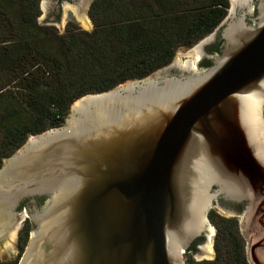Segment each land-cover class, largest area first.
I'll return each mask as SVG.
<instances>
[{"label":"water","instance_id":"1","mask_svg":"<svg viewBox=\"0 0 264 264\" xmlns=\"http://www.w3.org/2000/svg\"><path fill=\"white\" fill-rule=\"evenodd\" d=\"M80 1L64 3L60 23L71 8L92 30ZM49 3L41 0L44 11ZM253 8L230 0L217 27L225 46L209 68L196 58L180 67L206 39L146 77L82 96L62 125L5 158L0 260L18 257L17 225L28 216L34 226L18 264H190L196 238L207 235L212 250L210 211L224 195L249 202L248 257L264 262V0L250 24ZM34 196L44 204L20 217Z\"/></svg>","mask_w":264,"mask_h":264},{"label":"trees","instance_id":"2","mask_svg":"<svg viewBox=\"0 0 264 264\" xmlns=\"http://www.w3.org/2000/svg\"><path fill=\"white\" fill-rule=\"evenodd\" d=\"M173 1L96 0L94 30L72 25L59 35L55 27L39 24L41 0H0V168L30 135L62 125L82 96L170 63L179 46L216 27L230 3L189 0L184 7ZM222 222L216 258L192 264H248L234 220ZM30 232L29 225L23 250Z\"/></svg>","mask_w":264,"mask_h":264},{"label":"flooded vegetation","instance_id":"3","mask_svg":"<svg viewBox=\"0 0 264 264\" xmlns=\"http://www.w3.org/2000/svg\"><path fill=\"white\" fill-rule=\"evenodd\" d=\"M50 3L47 6L46 11L43 10V5L41 4V14L39 16V24L41 25H46V26H52L55 27L58 31L63 30L64 33L59 35H66L69 27L70 26H75V28L79 31H85V32H90L92 30H94L95 28V19L93 17L92 14V5L94 4V2L96 0H90L88 2V0H83V4H87V10H86V15L88 17L87 21L90 24V26L92 27V30H88L86 28V25H84L83 23H81L80 20H78L77 15L74 14L73 10L70 8L69 10V15L70 17L67 18V20L64 23H60L61 22V16H62V10H63V5L64 3H68L69 5L74 4V3H80L82 1L80 0H49ZM181 3H184L182 6H186L185 4H187V2L185 3L186 0H179ZM230 2V0H229ZM259 0H251V4L254 6V8L252 9V12H250V15H248V22L250 24H255L256 20L254 18H256V16L258 15L257 13V9L256 6L258 5ZM175 3V0L173 1V4ZM230 7V3L228 6V9ZM227 9V10H228ZM229 11V10H228ZM227 11V14H228ZM78 13V11H77ZM226 14V16H227ZM225 16V17H226ZM86 17V18H87ZM224 17V19H225ZM223 19V20H224ZM218 23V25L216 27H214L210 32L197 37L196 41L198 40L202 42L206 39H209L203 46L201 49V53H200V57L201 59L198 61V66H199V70H203L206 68H209L214 61V58H216L218 55H220L224 49L225 46V40L220 32V30H217V27L220 26V24L222 23V21ZM169 21L171 22V24L175 27L176 26V22L174 20V18L169 19ZM59 22V24H58ZM217 30V31H216ZM201 44V43H200ZM196 53V52H195ZM45 197V196H34V197H30L25 199V201L22 203V206L20 207V217L22 216L21 214H23V208H28L29 210H32V208L35 206V204H37L38 206H40L41 203L44 202V200L42 201L41 199ZM220 199L218 200V202H220V207L218 208V210L213 209L210 211V220H211V229L209 231H207L208 234H211V236H215L213 238V245H212V250L208 251L206 249V247L203 244V241L205 240L207 235L204 236H200L198 238H196L191 246L189 247V249L186 252V258L187 260H189V263H193V261L195 262H203V261H207V260H213L216 258L217 256V245H216V241H217V236L220 232L221 227L224 225L222 221L224 220H234V224L236 226V231L238 233V235L242 238L243 240V245H244V252L246 254V259L248 264H252L251 261L249 260L248 257V247H247V241L246 238L244 237L243 234V230H242V219H243V215L245 213V210L247 208V206L249 205L248 201H234V200H230L228 198H226L224 195H220ZM44 199V198H43ZM46 199V197H45ZM217 202V203H218ZM22 211V212H21ZM227 214H230V216H228ZM27 219H23L22 223H23V232L20 233V237L23 236L27 226L30 225V227L34 226L31 223L29 224L28 222H26ZM203 254H213L214 258L212 259H205V260H199L197 261L198 258H200L201 255ZM8 261H12V260H0V263L3 262H8ZM260 262V261H258ZM260 264H264V262H260Z\"/></svg>","mask_w":264,"mask_h":264},{"label":"rangeland","instance_id":"4","mask_svg":"<svg viewBox=\"0 0 264 264\" xmlns=\"http://www.w3.org/2000/svg\"><path fill=\"white\" fill-rule=\"evenodd\" d=\"M187 2L189 1V0H186ZM92 29V28H91ZM58 31V30H57ZM58 33H60V34H63L64 33V31H58ZM203 40V39H202ZM201 40V41H202ZM201 41H197V42H195V43H193V44H191V45H181V46H179L178 47V49H177V52L176 53H182V54H185V53H187L189 50H191V49H193L197 44H199ZM193 56L194 57H192V56H181V58H182V63L180 64V67H183L184 66V61L186 60V59H193V60H195V58H196V61H199L200 60V56H198L197 55V53H193ZM175 57H176V54H175ZM175 57L173 58V60H171V62L172 61H174V59H175ZM170 62V63H171ZM170 63H168V64H170ZM167 64V65H168ZM167 65H165V66H167ZM165 66H163V67H165ZM198 69H199V66H198ZM130 79H132V78H130ZM129 80V79H128ZM218 206H217V202H216V199L215 200H213V206H212V208H211V210H213V209H216V210H218ZM228 216H230L229 214H227ZM27 219V221L26 222H28L29 224L31 223V221H30V218L28 217V216H25L24 217V219ZM23 221V220H22ZM22 221L17 225L18 227H20V226H22L18 231H17V243H16V254L18 255V257L17 258H15L14 260H16V259H19L21 256H22V254H23V251L25 250V248H24V250L22 249V247H23V243H22V237H20V233H22L23 232V229H24V227H23V223H22ZM210 225H211V223H210ZM212 226V225H211ZM215 236H213V237H211V249H212V245H213V238H214ZM27 246V245H26ZM214 258V257H213ZM205 259H212V257H209V258H205ZM205 259H202V260H205ZM199 261V260H198ZM201 261V260H200Z\"/></svg>","mask_w":264,"mask_h":264},{"label":"clouds","instance_id":"5","mask_svg":"<svg viewBox=\"0 0 264 264\" xmlns=\"http://www.w3.org/2000/svg\"><path fill=\"white\" fill-rule=\"evenodd\" d=\"M185 256H186V253H185Z\"/></svg>","mask_w":264,"mask_h":264}]
</instances>
